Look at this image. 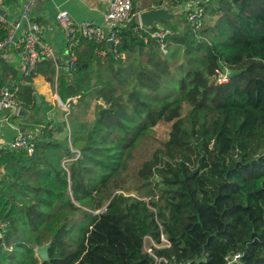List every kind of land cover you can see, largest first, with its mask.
I'll return each mask as SVG.
<instances>
[{"label": "trees", "instance_id": "obj_1", "mask_svg": "<svg viewBox=\"0 0 264 264\" xmlns=\"http://www.w3.org/2000/svg\"><path fill=\"white\" fill-rule=\"evenodd\" d=\"M199 6L200 29L185 8L160 22L163 37L135 15L117 27L118 44L82 39L58 75L48 62L67 121L36 120L32 154L1 152L0 216L11 227L0 264H155L144 237L161 244L162 234L171 246L154 247L158 256L225 264L242 252L236 264H264V0ZM19 99L37 103L33 91ZM93 101L94 118H82ZM48 242L41 261L36 247Z\"/></svg>", "mask_w": 264, "mask_h": 264}, {"label": "built area", "instance_id": "obj_2", "mask_svg": "<svg viewBox=\"0 0 264 264\" xmlns=\"http://www.w3.org/2000/svg\"><path fill=\"white\" fill-rule=\"evenodd\" d=\"M6 1L8 0H0V26L7 29L6 37L0 40V51L8 45H12L19 50L21 56L20 70L26 78L31 77L35 73L39 63L44 59L53 60L58 73L61 69V63L58 61L54 49L44 42V25L39 21L30 19L29 9L34 0H29L25 4L24 10L18 20L13 24L8 22L7 16L3 12V5ZM136 1L111 0L109 8L104 15V20L109 27L99 25L90 20L73 21L66 10H59L56 15L57 21L60 28L65 32L67 40L68 60L66 67H71L77 59V49L82 39H87L98 44L109 41H112L115 45L118 44L120 37L118 36L117 27L132 21L136 15L134 12ZM193 1H196L198 5L193 6L191 4ZM208 1L210 0H190L177 6V10L185 8L187 10L188 21L195 29H200L203 26L204 9L199 4L207 3ZM24 23H26V27L23 29ZM159 23L156 24L159 26ZM20 30H22L21 34H18ZM170 32L171 30L163 25L153 36L163 37L166 33ZM229 79L230 71L228 69H218L216 71L215 81L217 84L227 83ZM58 100L60 101V98ZM75 100L76 97L69 98V101ZM21 106L22 101L18 99L15 91L10 86L0 83V115L10 111L19 112ZM36 139L37 132L29 130L26 127L18 128V132L12 140L5 145H0V172L3 170L5 164L1 152H6L9 149H25L29 154H32L35 150ZM10 227V221L0 216V246H6L5 239ZM161 240V244H158L151 236L147 235L144 237V248L153 255L155 264H207L206 258L196 261L180 259L177 256L168 257L156 255L153 249L154 247L171 246L165 234L161 235ZM242 257V252H232L225 257V264H236L241 261Z\"/></svg>", "mask_w": 264, "mask_h": 264}, {"label": "crops", "instance_id": "obj_3", "mask_svg": "<svg viewBox=\"0 0 264 264\" xmlns=\"http://www.w3.org/2000/svg\"><path fill=\"white\" fill-rule=\"evenodd\" d=\"M110 1L111 0L33 1L29 9L30 19L39 21L44 25V42L54 49L58 61L61 63L59 72L66 68L68 54L66 34L63 29L60 28L56 17L58 11L66 10L73 21L90 20L99 25L109 27L104 20V15L109 8ZM137 1L135 2L134 9L138 16L141 12L152 7H169L161 5L163 0H152L149 3H143L141 7L137 8ZM28 2L29 0H8L4 3L3 11L10 24L18 20L20 14L24 10L25 4ZM191 4H193V6L198 5L196 1L191 2ZM171 9L177 11V7ZM25 27L26 23L23 24V29ZM21 32L22 30H20L18 34H21ZM48 62L52 64L58 75L59 72L57 73V67L54 61L51 59H44L39 63L35 73L31 77L26 78L22 75L20 70L21 56L19 50L12 45H8L0 51V80L15 91L18 99L19 93H23L26 97L29 96L31 91H33L34 95L35 92L39 93L40 99L37 101L36 105L31 103L28 107L25 106L29 111L25 115L21 116L18 114L19 112L15 111L4 112L0 115V145H5L12 140L18 132V128L25 127L21 124H19L20 126H16L14 122H11L12 116L19 117V120L32 116L34 122L38 119H42L45 124L49 123L52 118L54 122L63 120L64 117L62 114H57L55 112L57 110L55 100L59 99V94L56 90V83L48 79L50 75ZM35 123H37V129L42 126L38 122ZM3 160L4 162L6 161L4 157Z\"/></svg>", "mask_w": 264, "mask_h": 264}, {"label": "rangeland", "instance_id": "obj_4", "mask_svg": "<svg viewBox=\"0 0 264 264\" xmlns=\"http://www.w3.org/2000/svg\"><path fill=\"white\" fill-rule=\"evenodd\" d=\"M150 1H152V0H138L137 1V8L141 7L143 5V3H149ZM154 1H160V0H154ZM225 8H226V6L223 4L222 10H225ZM136 16H137L138 21H140L138 14H136ZM206 16H207V18L210 17L209 14H207ZM159 26L163 27V24L159 23ZM163 51H165V50H163ZM225 68H228L231 71L232 74L235 72V70L233 68L229 67V66H225ZM55 101H56V107H57V110L55 112L57 114H62V116L64 118H63L62 121H58V122H54L53 118H52V120L49 122V124H51L52 127H57V126L61 125L60 123H63L65 121H67V113L66 112H69V107L67 105L66 106L63 105L59 100H55ZM75 102H77V99L75 100ZM79 110L83 111L82 112L83 113V117L82 118H84V119L91 118L92 119V118H94L95 111H96L95 102L93 101V102L90 103V106H89L88 110H85V109H83L81 107L79 108ZM19 119H20L19 117L12 116L11 117V122H14L16 124V126H20L19 124H21V125H24L29 130H33L35 132L38 131V129L36 128L37 127V123L34 122V118L32 116H29V117L21 119V120H19ZM68 126L69 125L67 123L65 129L62 132L56 133V136L59 137V138H65L67 135H69ZM153 170L156 171V168L150 167V166H148L146 168L147 172H150V171L152 172ZM132 194H134V193H132Z\"/></svg>", "mask_w": 264, "mask_h": 264}, {"label": "water", "instance_id": "obj_5", "mask_svg": "<svg viewBox=\"0 0 264 264\" xmlns=\"http://www.w3.org/2000/svg\"><path fill=\"white\" fill-rule=\"evenodd\" d=\"M4 12V11H3ZM175 18V13L173 10L169 7H152L150 9H147L139 14V22L142 26L152 28L156 25V23L162 22V21H170ZM110 45L113 44L112 41L108 42ZM35 96L37 98V101H39V93L35 92ZM60 98V96H59ZM60 102L63 105H66L63 103L62 99L60 98ZM29 111L26 107L21 106L19 109V115H25ZM51 242H48L44 245H40L36 247V255L41 259V261H46L49 259V247Z\"/></svg>", "mask_w": 264, "mask_h": 264}]
</instances>
